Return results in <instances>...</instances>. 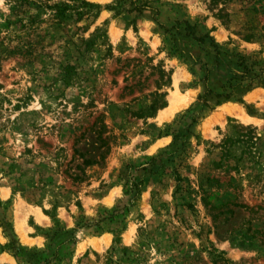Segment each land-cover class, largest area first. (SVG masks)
Masks as SVG:
<instances>
[{
  "label": "rangeland",
  "instance_id": "374dc122",
  "mask_svg": "<svg viewBox=\"0 0 264 264\" xmlns=\"http://www.w3.org/2000/svg\"><path fill=\"white\" fill-rule=\"evenodd\" d=\"M239 57L264 0H0V264H264V86L179 119Z\"/></svg>",
  "mask_w": 264,
  "mask_h": 264
},
{
  "label": "trees",
  "instance_id": "16d2710c",
  "mask_svg": "<svg viewBox=\"0 0 264 264\" xmlns=\"http://www.w3.org/2000/svg\"><path fill=\"white\" fill-rule=\"evenodd\" d=\"M81 3H83L84 5H90V3L85 2V1H81ZM186 25L189 26L187 23H186ZM247 31H249V30H247ZM246 35H253V34H252V32H247ZM204 36H206L210 40V42H212V39L207 34H204L202 36H198L197 38H195L193 36V38H195L196 40H198L200 42ZM202 65H206V64L203 62ZM239 65H241L242 72L238 76H236V75L229 76L228 79L225 80L226 84L221 85V87H226L227 89L223 88L222 91L215 93L210 88H208L206 86L205 92L202 95H199L197 97V100L199 101V103L197 104V108L194 109L192 106H190L187 109H185V111L179 115L180 121H184L185 119L189 120L188 123L183 128V131H185L186 134L189 133L188 127L191 124L196 122V120L199 118V115L202 112V110L204 108H209V104L207 103V99H206V97H208V95H210V97H211V95L213 96V98H214L213 104H219L222 101H228L230 99H234L235 101L241 102L240 96L245 91H247L249 88H251V86L253 84H255V86H257V85L264 86V68H258L257 72L254 73V72H252V68H250V66L249 67L246 66V64L244 63V59L241 57L237 58L236 66H239ZM204 71H205V74L201 77V80L205 81L207 79V74L209 73V68H207V65H206V68ZM244 77H246V79H248V82H246L243 85L242 80ZM167 128L170 130V132L172 134L173 143L176 141V139L179 136L184 135V134H179L178 129L173 128L172 125H167ZM83 163L87 165V164H89V160L84 159ZM131 188H133V187H131ZM128 190L131 191V189H128ZM117 239H118V237L115 235L113 241H116ZM14 243H15V240L10 239V241L4 247L7 249H11L13 251V254L15 256H17L23 250H22V248L16 247L14 245ZM31 252H33V251H31Z\"/></svg>",
  "mask_w": 264,
  "mask_h": 264
},
{
  "label": "bare ground",
  "instance_id": "6f19581e",
  "mask_svg": "<svg viewBox=\"0 0 264 264\" xmlns=\"http://www.w3.org/2000/svg\"><path fill=\"white\" fill-rule=\"evenodd\" d=\"M189 99H190V97H189V96H188V97H186V98L184 99V101H183L182 105H185V104H187V103H188V101H189Z\"/></svg>",
  "mask_w": 264,
  "mask_h": 264
}]
</instances>
